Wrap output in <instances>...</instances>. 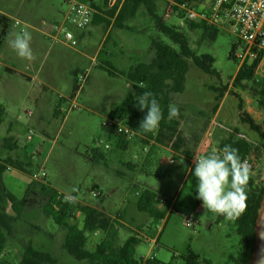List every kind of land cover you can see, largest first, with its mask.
Instances as JSON below:
<instances>
[{
    "label": "rangeland",
    "instance_id": "1",
    "mask_svg": "<svg viewBox=\"0 0 264 264\" xmlns=\"http://www.w3.org/2000/svg\"><path fill=\"white\" fill-rule=\"evenodd\" d=\"M11 1L15 6L14 16L17 17L22 15L23 7L34 13L35 18L46 19L50 18L49 11L66 9L65 0ZM212 1L192 2L196 7L204 8ZM155 2L157 15L164 17L166 25L179 27L188 37L191 48L199 55L208 54L215 59L214 75L206 74L189 61L185 91L182 94H172L171 104L182 109L185 118L195 120L199 129L203 127V123L217 124L213 129L214 145L211 151L219 152L220 142L229 135L238 138H241L240 135L244 136L242 139L258 145V134L243 120H247L248 115L257 125H262L264 108L257 103L260 98L256 91L259 90L257 83H249L246 90L234 86L241 65L230 54L233 44H237V38L227 29H218L215 40L204 38L201 32L190 30L188 22L178 19L177 15L165 18V1ZM100 3L104 9L109 7L108 0H100ZM113 9L107 13L109 17H113ZM125 24L129 30H118L114 26L115 29L111 31L110 38L93 64L79 52L83 51L93 57L103 30L89 40L91 52L84 48L86 41L77 50L62 44L49 50L51 46L46 40L44 46L35 53L34 62L38 66L42 65V77L52 64L58 66L57 63L63 59L77 57L81 63L77 67L73 62L70 64L72 59H66L65 64H60L63 75L60 92L65 94L66 100L60 114L46 126V139L39 127L31 126V118L26 115L31 108L34 116V107L29 104L24 107L26 109L21 112V122L26 125V135H29L28 129L34 134L31 144L21 140L24 154L28 157L25 159L32 161V171H28L30 166H25L26 171L10 168L2 174L3 183L8 191L21 199L29 183L35 180L33 177L39 175L64 197L94 206L106 215L117 218L121 223L116 225L117 246L123 245L129 237L136 235L139 243L135 247V254L139 260L155 257L166 263L173 261L175 264H184L183 258L194 253L200 256L201 263L230 264V257L237 255L239 237L225 222L218 223L217 217L209 215L210 211H206L202 201L196 199L198 181L193 175L195 165L190 167L186 161L179 162V165L166 163L162 161L165 156L156 152H152L153 160L148 159L150 153L143 151L138 137L133 139L131 151L123 152L116 144L111 149L105 148L109 144L110 129L103 122L109 118L129 90V82L123 75L136 63L147 61L153 41L170 43L144 8L139 9L136 17ZM108 26L109 24H104V29ZM70 29L75 34L80 33L73 27ZM7 54L0 57V62L10 58V54ZM23 62L24 65L25 60ZM91 64L88 80L74 99L76 76L88 70ZM76 70L80 71L74 74ZM109 70H113L116 75H110ZM255 80L258 83L264 80L263 66L256 71ZM37 90L41 91L42 86L37 85ZM50 93L53 100L58 101L59 96L55 92ZM73 105L76 107L72 108ZM99 142L102 144L99 145ZM95 149L103 154V159H92ZM255 158L258 169L252 172L251 177L264 185V148ZM129 161H133L137 167L129 168L126 164ZM147 162H150L151 170L145 172L143 166ZM144 189L155 193L159 202L166 203L165 206L158 205L166 210L164 219H156L139 211L137 203ZM94 192H100L102 197H94ZM6 208L7 213L12 215L10 205ZM191 215L195 224L190 228L185 221ZM68 224L83 227V218L79 211ZM13 231L3 255L4 259L12 263H18L25 247L32 244L50 256L51 261L48 264H89L77 261L65 251L67 228L56 225L41 211L27 212L17 220ZM104 237L105 233L102 231L89 234L87 249L94 251Z\"/></svg>",
    "mask_w": 264,
    "mask_h": 264
},
{
    "label": "trees",
    "instance_id": "2",
    "mask_svg": "<svg viewBox=\"0 0 264 264\" xmlns=\"http://www.w3.org/2000/svg\"><path fill=\"white\" fill-rule=\"evenodd\" d=\"M141 8L146 10L156 23L158 30L170 40V43L153 41L152 46L155 52L153 60L150 63H139L123 75L130 82L132 91L110 114V117L121 118L144 140H155L158 144L166 147L170 146L174 150L195 151L206 132L208 124L205 123L201 129L196 127L187 132L181 131L179 128L182 123L196 124V121L189 117L185 118L181 110H179L177 117L169 119L168 105L171 104L172 94H182L185 91L190 60L206 74L214 75L213 64L215 59L208 54L199 55L197 51L191 48L188 37L179 27L166 25L164 17L157 15L155 0H125L116 17V26L124 28L125 23L130 19H134ZM114 14L115 10L111 12L112 16ZM11 26L12 20L0 13V50ZM188 28L197 30L202 33L204 38L212 40H215L218 34L217 28L201 23L188 22ZM236 48L237 44H233L230 54V57L235 61L234 52ZM259 63L260 59L252 63H244L235 77L234 86L246 90L249 83H257L259 90L256 91L260 96L257 103L261 108H264V80L259 83L255 80ZM108 72L110 75H116L113 70ZM141 82L147 85L146 89L137 86ZM144 91H151L155 94L163 111V119L158 130L154 133H144L138 128L141 120L146 115V111L142 112L136 106L135 96H139ZM246 118L247 120L244 119L243 121L248 123L250 129L258 134L260 143L256 145L246 139L229 135L220 142L219 151L225 145H231L239 149L242 160H245L250 154L259 155V152L264 148V122L262 125H257L248 115H246ZM112 133L116 136L118 148L120 144L127 142L120 134L115 131H112ZM103 158L104 156L99 150L95 149L93 151V160ZM8 168H17L24 171L22 165L20 166L9 159L0 162V264H48L51 261L47 253L37 249L32 244L25 247L22 258L18 263H12L3 258L4 251L9 246V236L14 232L15 223L27 212L33 210L43 212L56 225L67 228L64 249L79 262L89 264H175L173 261L162 262L155 257H150L145 261L137 259L135 247L139 243V238L136 235L129 237L123 245L117 246L118 228L116 225L121 224L117 218L106 215L94 206L67 200L57 190L45 183V179L31 181L24 197L19 199L8 191L3 183L2 174ZM100 197L102 195L98 196V198ZM263 202L264 185L251 177L247 188L246 208L239 218L226 221L223 216L217 215V222H225L239 237L237 255L230 257V264H252L257 245V223ZM8 205L11 207L12 215L7 213L6 207ZM158 205L159 200L156 194L144 189L137 203L139 211L156 219H164L166 211L160 210ZM77 211L80 212L83 218L82 228L76 224H68V221L74 217ZM98 231L104 232L105 237L94 251H89L87 249L88 235ZM183 261L184 264H208L207 262L201 263L200 256L194 253L184 257Z\"/></svg>",
    "mask_w": 264,
    "mask_h": 264
},
{
    "label": "crops",
    "instance_id": "3",
    "mask_svg": "<svg viewBox=\"0 0 264 264\" xmlns=\"http://www.w3.org/2000/svg\"><path fill=\"white\" fill-rule=\"evenodd\" d=\"M92 7L94 8V15L92 22L90 26L83 31L82 33H77L76 35L79 38H87L90 40L91 38H94L101 34V31L103 30V36L99 42L98 48L94 51V56L91 57L88 54H85L83 52L81 53L86 58L92 59L99 56V54L102 52L103 48L105 47L108 39L110 38L111 31L115 29V20L119 13V11L115 10V14L113 17L108 16V12L111 10L109 7L103 8V4L100 3V0H90ZM13 9H15L14 4L11 0H0V13L7 16L12 20H18L20 21V25H15L12 23V26L9 30V33L7 35V38L0 50V57L4 54H10V58H6V61L0 62L1 68H0V162L5 161L7 159L18 163L20 166L22 165L24 171H26L25 166H30L28 168V171H32V161L25 156L23 151V145L22 140L24 139V142L26 144H31L33 142V139H28L29 135H26L27 128L24 123L21 122V112L24 111L26 108H24L26 105H30V107H34L36 114L33 117H30V122L32 127H39V129L42 132V135L46 139L47 132H46V126L51 124V119L57 117L60 112L63 109L64 101L66 100L65 94L60 92V88L62 87V79L63 75L61 73V65L62 63L66 62L67 59L70 60V64H73L75 66H80L81 60L77 57H69L65 60L63 59L60 61L58 66H55V64L50 66V69H48L45 73V75L42 77V65H37V63L33 61L25 60V64L23 65L24 59H21L17 56V54L12 50V48L9 46L8 43V36L10 33L15 32H22V31H28L31 33L32 41H31V47L33 50V53L35 55L36 52L40 50L42 46H44V42L46 41L44 36V30L49 24L54 23H60L62 21V14L63 11H49L50 18H35L34 13L28 11L27 8L23 7L20 17L14 16ZM112 10V11H113ZM111 11V12H112ZM17 14V13H16ZM110 14V13H109ZM18 15V14H17ZM111 18V19H110ZM109 24L108 28L104 29V24ZM117 27V26H116ZM103 28V29H102ZM118 30H129V27L127 24L124 25V28H116ZM64 47H67L65 45H62ZM54 47V46H53ZM53 47L49 48V50H52ZM69 48V47H67ZM70 49V48H69ZM149 56L147 58L146 62H140V63H150L154 56L155 52L153 50V46L149 48ZM69 61V60H68ZM65 64V63H64ZM139 63H136L135 65L131 66L135 67ZM66 67V66H65ZM85 69H88L86 67ZM129 69V70H130ZM128 70V71H129ZM80 70H76L74 74L78 73ZM3 72V73H1ZM128 80V79H127ZM129 82V81H128ZM37 85L42 86V90H37ZM128 92L124 96L123 100L126 98V96L132 91L130 82L128 83ZM50 92H55L59 99L58 101L53 100L52 95ZM123 100L117 104L116 108L123 102ZM115 108V109H116ZM31 109V108H30ZM30 109H28L30 111ZM183 112L182 109L179 108ZM50 112H52V116L50 115ZM4 116L6 118H4ZM7 117H12L11 119H8ZM110 117V115H109ZM29 118V117H28ZM204 125V123H203ZM213 123L208 124L207 128L211 127ZM199 128L197 123L196 124H186L185 122L181 124L179 130L181 131H189L193 128ZM29 131L31 129H28ZM34 134V133H33ZM215 135V134H214ZM204 134L202 136V139L199 143V145L196 147L195 151H186V150H174L170 146L166 147L163 145L158 144L155 142V140H148L143 139L142 137L138 136V142L140 143V146L142 145L143 151L144 147L147 146L148 150L144 152L150 153L148 159L150 158L153 160V153L156 152V154H163L165 158L162 160L164 162H169L170 159L174 158L177 160L175 165H179V160L183 159V161L188 162L190 167L192 165H195L194 155L198 154L200 155V145L203 141ZM109 139V146L111 149L114 144H117L116 136L112 133L110 130V134L108 136ZM132 140H127L125 144H120L119 150H122L123 152L131 151L132 149ZM213 140H212V146L213 148ZM117 147V145H116ZM211 149L209 152H211ZM153 152V153H152ZM127 166L131 169L136 168L137 165L133 161H129L126 163ZM147 168V169H146ZM146 169V170H145ZM7 170H10L8 168ZM148 170H151L150 162H147L145 166H143V171L148 172ZM160 208V207H159ZM163 211H166L165 208L161 209ZM171 210V208H169ZM209 215H214L217 217V214H214L213 212H209Z\"/></svg>",
    "mask_w": 264,
    "mask_h": 264
},
{
    "label": "built area",
    "instance_id": "4",
    "mask_svg": "<svg viewBox=\"0 0 264 264\" xmlns=\"http://www.w3.org/2000/svg\"><path fill=\"white\" fill-rule=\"evenodd\" d=\"M124 1L125 0H108L109 8H115L119 11ZM164 1L166 3L164 9L165 18L177 15L178 19L186 22L201 23L217 29H227L237 38V48L234 52L236 61L242 66L244 63H252L260 59L257 70L262 66L264 67V0H213L209 6L204 8L196 7L195 3L192 1ZM65 4L66 9L62 14V21L60 23L47 25L44 30L45 39L49 42L51 47L62 44L75 50H77L78 47L81 48L83 45L82 43L86 41L87 45L84 46V48L91 52L89 48L91 45L90 41L87 38H79L70 29L73 27L77 31L83 32L90 26L95 12L90 0H65ZM12 23L15 25L21 24L18 20H14ZM95 60L96 58L92 59V64ZM92 64L88 70L76 76L77 87L74 99H76L77 93L82 90L87 82ZM75 107L74 105L72 106V108ZM26 115L30 118L33 116V113L27 111ZM103 125L111 131L120 134L126 140H132L138 137L137 133L119 117H109L103 122ZM216 125L217 124L214 123L204 134L203 141L200 145L201 156L209 153L211 149L213 129ZM32 135L33 131L30 130L28 138L31 139ZM239 137L244 138V136L241 135ZM101 144L102 143L99 142V145ZM105 148L109 149L110 146L106 144ZM147 150L148 147L145 146L144 151ZM245 160L251 165L252 172L258 169V163L254 154H250ZM169 162L175 164L177 160L172 158ZM33 178L37 181L42 179L39 175ZM101 195L100 192L93 193L94 197ZM66 199L73 201L72 198ZM159 204L161 206L166 205L165 202L161 201ZM185 224L187 227H194L195 219L193 215L186 219ZM146 259L148 258L143 260L145 261Z\"/></svg>",
    "mask_w": 264,
    "mask_h": 264
},
{
    "label": "clouds",
    "instance_id": "5",
    "mask_svg": "<svg viewBox=\"0 0 264 264\" xmlns=\"http://www.w3.org/2000/svg\"><path fill=\"white\" fill-rule=\"evenodd\" d=\"M32 36L28 31L10 33L8 43L21 59L33 61L35 56L31 47ZM139 88H147L141 82ZM135 95V93H133ZM136 106L140 111H146L139 124L144 133H154L158 130L163 111L155 94L144 91L135 96ZM179 115V108L168 105V118ZM183 163V159L179 160ZM195 169L193 175L197 178L196 199L202 201L206 211L223 216L226 221L235 220L246 208L247 188L252 175L251 165L242 160L239 149L225 145L219 152L211 151L203 156L194 155ZM264 264V258L261 259Z\"/></svg>",
    "mask_w": 264,
    "mask_h": 264
},
{
    "label": "water",
    "instance_id": "6",
    "mask_svg": "<svg viewBox=\"0 0 264 264\" xmlns=\"http://www.w3.org/2000/svg\"><path fill=\"white\" fill-rule=\"evenodd\" d=\"M262 258H264V202L257 223V245L252 264H261Z\"/></svg>",
    "mask_w": 264,
    "mask_h": 264
}]
</instances>
